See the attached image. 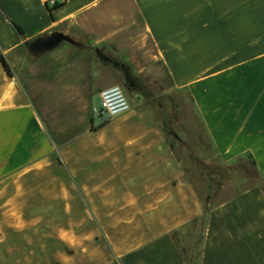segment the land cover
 Masks as SVG:
<instances>
[{
  "label": "crops",
  "instance_id": "1",
  "mask_svg": "<svg viewBox=\"0 0 264 264\" xmlns=\"http://www.w3.org/2000/svg\"><path fill=\"white\" fill-rule=\"evenodd\" d=\"M0 55L13 262L187 264L179 233L202 222L199 264H264V0H0ZM121 65L185 89L220 164L251 160L257 183L206 205L154 111L99 124L91 99L124 84Z\"/></svg>",
  "mask_w": 264,
  "mask_h": 264
},
{
  "label": "rangeland",
  "instance_id": "2",
  "mask_svg": "<svg viewBox=\"0 0 264 264\" xmlns=\"http://www.w3.org/2000/svg\"><path fill=\"white\" fill-rule=\"evenodd\" d=\"M67 43L75 46L85 45V42L81 44L71 40H68ZM101 56L108 58L107 56L110 55L101 54ZM105 64L107 63L101 60L97 66L102 68L101 66H105ZM147 79L141 78V81H138L139 85L137 84L138 90L136 92H127L121 85L120 78H116L113 85H118L123 89L130 108L151 109L156 113L158 122L171 132L168 133L169 141L174 144L185 171L195 188L201 195L204 191H206V195L210 193L206 205L218 204L234 196L240 190L247 189L257 183V174L249 163H238L229 167L220 164L213 147L203 134L199 120L193 114L192 104L185 89L166 90L167 83L163 78L160 80ZM109 80V78H104L101 83ZM99 105L100 98L94 97L91 99V112L93 117L99 121L98 123L113 120L114 118L104 119L98 115L97 108ZM121 116H118V118ZM241 178H243V182L240 181ZM25 188L27 189V187ZM206 195L203 198H206ZM20 200L23 201V198H20ZM39 200L41 198L36 197L30 199V202ZM198 233V224H191L179 233L181 249L185 256L189 257L197 254V248H194V244L199 239ZM13 236L15 235L13 234L10 238ZM25 237H30V234L25 235ZM39 248L43 249L44 247ZM12 251L11 246L5 247L4 250L0 247V264H17L11 258L10 252Z\"/></svg>",
  "mask_w": 264,
  "mask_h": 264
},
{
  "label": "built area",
  "instance_id": "3",
  "mask_svg": "<svg viewBox=\"0 0 264 264\" xmlns=\"http://www.w3.org/2000/svg\"><path fill=\"white\" fill-rule=\"evenodd\" d=\"M99 98L100 105L97 108V113L104 119L118 117L130 109L129 101L123 89L118 85H111L102 89Z\"/></svg>",
  "mask_w": 264,
  "mask_h": 264
},
{
  "label": "trees",
  "instance_id": "4",
  "mask_svg": "<svg viewBox=\"0 0 264 264\" xmlns=\"http://www.w3.org/2000/svg\"><path fill=\"white\" fill-rule=\"evenodd\" d=\"M52 8H56V5L53 4L52 7H51V9ZM13 25H14L17 33H19L20 35H22L23 34V30L21 29V27H19L17 24H14V23H13ZM102 59L105 60V61H108L107 58L102 57ZM0 63L2 64L3 68L5 69V71L8 74H10L9 65L7 64L6 60L4 59V57L2 55H0ZM113 64H115V63H113ZM121 68H122V71H123V74H124V77H125L124 78L123 87L126 89L127 92H136L138 90V87L137 86L139 85L138 81H141L140 78H137V77L133 76L131 74V71L128 68V66L126 68L125 65H121ZM166 132L167 133H171L168 130ZM249 164H250L251 167L254 166V164H253V162L251 160L249 161ZM209 197H210V193H207L206 198H205V204L207 203V200H208ZM205 213H206V209H205L204 214ZM193 224L195 225V224H197V222L196 223L193 222ZM198 231H199V233H198L199 239H197V241L194 244V248L195 249L197 248V254L194 255V256L191 255L189 257L185 256V258L187 259V264H199V260H200V247H201V241H202V222L200 224V228H198Z\"/></svg>",
  "mask_w": 264,
  "mask_h": 264
},
{
  "label": "flooded vegetation",
  "instance_id": "5",
  "mask_svg": "<svg viewBox=\"0 0 264 264\" xmlns=\"http://www.w3.org/2000/svg\"><path fill=\"white\" fill-rule=\"evenodd\" d=\"M61 37L58 34H52L44 39H41L39 42H36L33 47L34 48H40L41 44H46V43H55V41L57 42ZM53 45V44H51Z\"/></svg>",
  "mask_w": 264,
  "mask_h": 264
},
{
  "label": "water",
  "instance_id": "6",
  "mask_svg": "<svg viewBox=\"0 0 264 264\" xmlns=\"http://www.w3.org/2000/svg\"><path fill=\"white\" fill-rule=\"evenodd\" d=\"M61 38H62V37H61ZM38 42H39V41H38ZM57 42H58V41H57ZM57 42L55 41V43L41 44V47H40V48H48V47L54 46ZM51 44H53V45H51Z\"/></svg>",
  "mask_w": 264,
  "mask_h": 264
}]
</instances>
